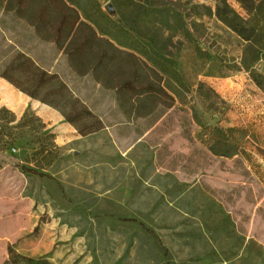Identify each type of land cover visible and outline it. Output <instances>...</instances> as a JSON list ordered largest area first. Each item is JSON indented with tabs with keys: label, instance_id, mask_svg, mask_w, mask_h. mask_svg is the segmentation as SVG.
<instances>
[{
	"label": "rangeland",
	"instance_id": "374dc122",
	"mask_svg": "<svg viewBox=\"0 0 264 264\" xmlns=\"http://www.w3.org/2000/svg\"><path fill=\"white\" fill-rule=\"evenodd\" d=\"M48 1L0 0L1 47L68 87L51 106L60 122L0 99V264L10 247L53 264H165L141 223L177 264H264V13L227 0L255 27L247 40L217 17L220 0H136L169 13L140 17L126 0H100L112 16L138 18L176 72L151 73L104 46L110 63L82 75L24 19L39 21ZM86 111L103 128L82 135L64 113L82 125Z\"/></svg>",
	"mask_w": 264,
	"mask_h": 264
},
{
	"label": "trees",
	"instance_id": "16d2710c",
	"mask_svg": "<svg viewBox=\"0 0 264 264\" xmlns=\"http://www.w3.org/2000/svg\"><path fill=\"white\" fill-rule=\"evenodd\" d=\"M48 2L49 8L42 11L39 21L35 23L29 21V18L24 19L35 29L36 35L41 40L52 42L57 49L63 51L70 66L82 75L89 72L98 74L102 71L99 70L100 68L105 69L106 65L110 63V61H104L108 57L104 46L107 49L129 54L151 73L163 76L175 74V63H172L157 49L153 40L147 39V36L135 29V24L139 23L138 18L135 21H130V18L118 9L112 16L104 10L100 0H49ZM240 2L248 13L255 11L258 12V15L264 13V0H240ZM121 3L123 2L116 0V7H119ZM125 4L136 8L139 17L142 11L152 16L160 12L169 14L166 8L152 7L151 3H148V6L143 9L136 0H126ZM22 12V7L16 9V17H21ZM174 15V17L183 18L177 12H174ZM216 15L223 23L247 40L251 39L249 32L256 31L255 27L250 28L243 25V18L230 6L227 0H220ZM166 23L171 26L168 19ZM6 39L5 36L2 37L3 41ZM1 46L0 44V54L10 57L4 63V67L0 69V77L8 80L31 98L52 107H60L68 87L59 74L43 68L26 52L18 50L13 45L6 48ZM99 47L102 49L98 50ZM122 48L128 49L130 52L124 51ZM92 54H95L99 60L91 61ZM143 58L147 61H144ZM142 70V68L139 69L138 75H135L136 79L141 77ZM122 87L133 89V83H124ZM150 91L152 94V90ZM83 114L87 121L78 125L77 119L64 113L66 121L73 123L82 135L91 134L103 128L102 121L96 119L93 113L86 111ZM141 226L163 255L166 260L165 264H177L173 261V255L161 236L144 223H141ZM2 264L53 263L48 257L28 256L10 247L9 257Z\"/></svg>",
	"mask_w": 264,
	"mask_h": 264
},
{
	"label": "crops",
	"instance_id": "0c3cea01",
	"mask_svg": "<svg viewBox=\"0 0 264 264\" xmlns=\"http://www.w3.org/2000/svg\"><path fill=\"white\" fill-rule=\"evenodd\" d=\"M15 86L11 84L8 80L0 77V99L3 97H12L16 98L18 103H16V113L22 114L26 111L27 108L31 107L40 114H43L47 117V122L63 121V115L52 108L50 105L42 103L40 100L33 99L26 93L19 91L15 93ZM4 91L10 93L9 95L4 94ZM11 95V96H10ZM12 99V98H11ZM6 103L2 102L0 106H4Z\"/></svg>",
	"mask_w": 264,
	"mask_h": 264
},
{
	"label": "water",
	"instance_id": "95a60500",
	"mask_svg": "<svg viewBox=\"0 0 264 264\" xmlns=\"http://www.w3.org/2000/svg\"><path fill=\"white\" fill-rule=\"evenodd\" d=\"M113 6H110V9L112 8ZM114 13V12H113Z\"/></svg>",
	"mask_w": 264,
	"mask_h": 264
}]
</instances>
